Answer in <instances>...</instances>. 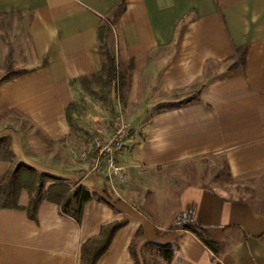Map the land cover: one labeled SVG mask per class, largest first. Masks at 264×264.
I'll return each mask as SVG.
<instances>
[{
	"label": "crops",
	"instance_id": "obj_1",
	"mask_svg": "<svg viewBox=\"0 0 264 264\" xmlns=\"http://www.w3.org/2000/svg\"><path fill=\"white\" fill-rule=\"evenodd\" d=\"M16 17L23 31L11 52L0 38V72L10 59L6 70L26 73L0 84V139L15 164L83 185L93 199L81 224L48 201L36 220L0 208V264H81L83 245L118 222L97 264H135L131 246L147 242L175 245L171 264H264V0H0V35ZM104 21L127 73L116 101L131 129L116 157L124 182L85 177L89 138L75 136L67 114L80 80L101 75ZM241 47L246 63L230 69ZM98 125L90 137L113 132ZM215 160L227 180L212 174ZM14 165L0 161V178ZM29 201L23 191L19 204ZM183 224L205 228L220 254Z\"/></svg>",
	"mask_w": 264,
	"mask_h": 264
},
{
	"label": "trees",
	"instance_id": "obj_2",
	"mask_svg": "<svg viewBox=\"0 0 264 264\" xmlns=\"http://www.w3.org/2000/svg\"><path fill=\"white\" fill-rule=\"evenodd\" d=\"M123 9L124 5L121 4L115 13L119 14ZM111 30L110 21H104L98 29L99 48L103 61L101 75L105 76L106 86L110 89L117 90L122 96V92H125L128 86L127 74L119 72L116 59L109 47V34ZM246 54V47L237 48L236 59L230 69L244 66L246 63ZM25 73L26 71L15 70L10 66L6 75L0 79V84ZM80 82L86 86L90 84V79L83 78ZM179 105H181V103L173 104V106ZM73 106L74 105H71L67 110L69 121L72 120L71 113ZM14 159L15 155L11 147L10 139L6 137L1 138L0 161H7L14 165ZM23 191H27L30 196L29 204L25 208L19 204L20 196ZM92 199L93 195L85 186L78 185L72 187L66 183L64 179L39 173L35 168L24 163L15 164L0 178V208L24 210L32 220L37 219L40 205L44 201H48L58 205L63 214L72 217L78 224H81L84 208ZM125 224L126 222H118L105 226L101 229L98 236L87 241L82 248L81 264H97L111 246L117 232L123 228ZM178 228L193 233L215 255L220 254L221 244L213 240L205 228L194 224H183ZM143 247L149 248L154 252L156 259L159 261L157 264H171L176 253V246L173 244L163 245L147 242ZM131 254L135 264H146L142 261V255L137 250L135 243L131 246Z\"/></svg>",
	"mask_w": 264,
	"mask_h": 264
},
{
	"label": "rangeland",
	"instance_id": "obj_3",
	"mask_svg": "<svg viewBox=\"0 0 264 264\" xmlns=\"http://www.w3.org/2000/svg\"><path fill=\"white\" fill-rule=\"evenodd\" d=\"M24 20L19 18H10L4 22L3 34L0 35L1 42L5 43L8 47L9 52L13 49V43L18 40L19 34L23 31ZM109 47L117 60V54L115 45L109 44ZM10 58V56H9ZM9 60L5 63V69L0 72V79L4 77L7 73V67L9 65ZM11 61V60H10ZM118 65V62H117ZM119 72L122 74H127L125 71V66H122L121 63L118 65ZM124 70V71H123ZM128 70V69H127ZM81 84V91L77 95V102L73 104V109L71 113L72 126L75 136L78 139L86 140L87 137L92 139L97 135V131L95 130L92 137H90L91 132L90 129L94 127H99L100 124H107L108 129H113L114 120L118 114V108L116 109V101L119 98H123L124 91L122 92V96L115 89H110L106 86L105 76L98 75L90 80L89 85ZM124 112V111H123ZM83 123L85 126H81L80 123ZM105 122V123H104ZM94 126V127H93ZM95 129V128H94ZM90 133V134H89ZM131 133V129H130ZM89 134V135H88ZM88 140V139H87ZM82 141V142H83ZM84 144V143H83ZM212 174L220 172L218 175L221 179H226V170L225 164L222 160H215L211 163ZM215 169V170H214ZM256 192V191H255ZM259 194L264 196V185L262 186ZM142 255V261L146 264H157L159 261L156 259L154 252L149 249L142 247L140 250ZM143 264V263H142Z\"/></svg>",
	"mask_w": 264,
	"mask_h": 264
},
{
	"label": "built area",
	"instance_id": "obj_4",
	"mask_svg": "<svg viewBox=\"0 0 264 264\" xmlns=\"http://www.w3.org/2000/svg\"><path fill=\"white\" fill-rule=\"evenodd\" d=\"M130 138V127L126 122L125 115L119 111L113 124V132L105 135L98 131L92 139L84 142L81 149V158L84 161L92 160L86 169L85 177L103 175L108 172L109 176L118 175L121 181L126 180L123 168L116 162V157L121 153Z\"/></svg>",
	"mask_w": 264,
	"mask_h": 264
}]
</instances>
